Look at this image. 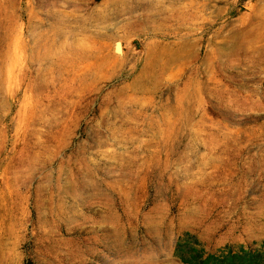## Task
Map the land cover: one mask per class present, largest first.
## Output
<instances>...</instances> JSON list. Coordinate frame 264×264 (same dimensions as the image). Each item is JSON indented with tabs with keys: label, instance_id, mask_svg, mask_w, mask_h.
<instances>
[{
	"label": "rangeland",
	"instance_id": "rangeland-1",
	"mask_svg": "<svg viewBox=\"0 0 264 264\" xmlns=\"http://www.w3.org/2000/svg\"><path fill=\"white\" fill-rule=\"evenodd\" d=\"M0 264H264V0H0Z\"/></svg>",
	"mask_w": 264,
	"mask_h": 264
},
{
	"label": "water",
	"instance_id": "water-1",
	"mask_svg": "<svg viewBox=\"0 0 264 264\" xmlns=\"http://www.w3.org/2000/svg\"><path fill=\"white\" fill-rule=\"evenodd\" d=\"M118 48H119V49L121 48L120 44L118 45Z\"/></svg>",
	"mask_w": 264,
	"mask_h": 264
},
{
	"label": "trees",
	"instance_id": "trees-1",
	"mask_svg": "<svg viewBox=\"0 0 264 264\" xmlns=\"http://www.w3.org/2000/svg\"><path fill=\"white\" fill-rule=\"evenodd\" d=\"M187 263H190V262H187Z\"/></svg>",
	"mask_w": 264,
	"mask_h": 264
}]
</instances>
